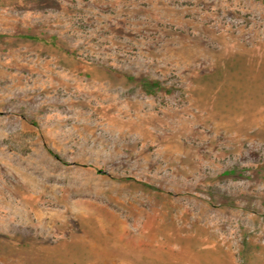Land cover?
I'll list each match as a JSON object with an SVG mask.
<instances>
[{
  "label": "rangeland",
  "instance_id": "1",
  "mask_svg": "<svg viewBox=\"0 0 264 264\" xmlns=\"http://www.w3.org/2000/svg\"><path fill=\"white\" fill-rule=\"evenodd\" d=\"M0 264H264V0H0Z\"/></svg>",
  "mask_w": 264,
  "mask_h": 264
}]
</instances>
